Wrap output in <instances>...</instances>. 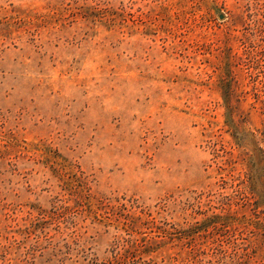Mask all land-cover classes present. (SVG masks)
<instances>
[{
	"label": "rangeland",
	"instance_id": "1",
	"mask_svg": "<svg viewBox=\"0 0 264 264\" xmlns=\"http://www.w3.org/2000/svg\"><path fill=\"white\" fill-rule=\"evenodd\" d=\"M0 264H264V0H0Z\"/></svg>",
	"mask_w": 264,
	"mask_h": 264
}]
</instances>
